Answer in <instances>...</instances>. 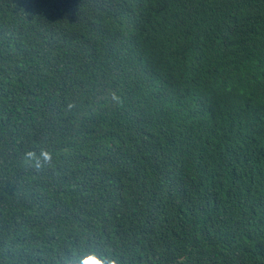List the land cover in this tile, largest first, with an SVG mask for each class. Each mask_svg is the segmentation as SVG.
I'll return each mask as SVG.
<instances>
[{
    "label": "trees",
    "instance_id": "trees-1",
    "mask_svg": "<svg viewBox=\"0 0 264 264\" xmlns=\"http://www.w3.org/2000/svg\"><path fill=\"white\" fill-rule=\"evenodd\" d=\"M93 254L264 264V0H0V264Z\"/></svg>",
    "mask_w": 264,
    "mask_h": 264
},
{
    "label": "clouds",
    "instance_id": "clouds-1",
    "mask_svg": "<svg viewBox=\"0 0 264 264\" xmlns=\"http://www.w3.org/2000/svg\"><path fill=\"white\" fill-rule=\"evenodd\" d=\"M25 162L31 163L36 169H42L52 165L53 153L45 148L40 149L39 155H37L35 151H28L25 153ZM93 258L95 264H117V261L109 256H105L101 259L93 254Z\"/></svg>",
    "mask_w": 264,
    "mask_h": 264
}]
</instances>
